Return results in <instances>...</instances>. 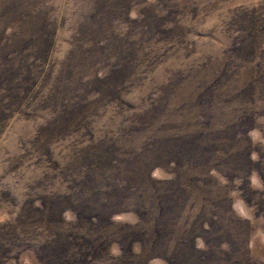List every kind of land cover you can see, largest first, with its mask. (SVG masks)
<instances>
[{"label": "rangeland", "instance_id": "1", "mask_svg": "<svg viewBox=\"0 0 264 264\" xmlns=\"http://www.w3.org/2000/svg\"><path fill=\"white\" fill-rule=\"evenodd\" d=\"M0 264H264V0H0Z\"/></svg>", "mask_w": 264, "mask_h": 264}, {"label": "trees", "instance_id": "2", "mask_svg": "<svg viewBox=\"0 0 264 264\" xmlns=\"http://www.w3.org/2000/svg\"><path fill=\"white\" fill-rule=\"evenodd\" d=\"M3 42V40H1Z\"/></svg>", "mask_w": 264, "mask_h": 264}]
</instances>
